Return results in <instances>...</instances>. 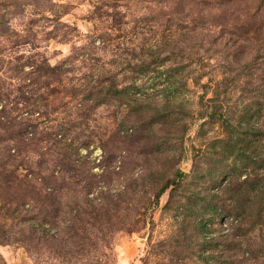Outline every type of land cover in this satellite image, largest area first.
Segmentation results:
<instances>
[{"label":"rangeland","instance_id":"rangeland-1","mask_svg":"<svg viewBox=\"0 0 264 264\" xmlns=\"http://www.w3.org/2000/svg\"><path fill=\"white\" fill-rule=\"evenodd\" d=\"M0 264H264V0H0Z\"/></svg>","mask_w":264,"mask_h":264},{"label":"trees","instance_id":"trees-1","mask_svg":"<svg viewBox=\"0 0 264 264\" xmlns=\"http://www.w3.org/2000/svg\"><path fill=\"white\" fill-rule=\"evenodd\" d=\"M178 177H179V181H182L186 177V174L184 172H180ZM166 190H167V188L161 189L158 197H161L165 193ZM21 206H22V204H21Z\"/></svg>","mask_w":264,"mask_h":264}]
</instances>
